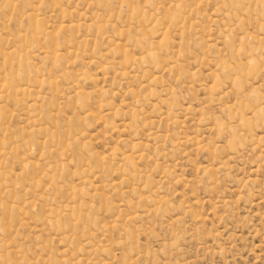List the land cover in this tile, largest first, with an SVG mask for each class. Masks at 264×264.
Masks as SVG:
<instances>
[{"label":"rangeland","instance_id":"obj_1","mask_svg":"<svg viewBox=\"0 0 264 264\" xmlns=\"http://www.w3.org/2000/svg\"><path fill=\"white\" fill-rule=\"evenodd\" d=\"M0 264H264V0H0Z\"/></svg>","mask_w":264,"mask_h":264},{"label":"bare ground","instance_id":"obj_2","mask_svg":"<svg viewBox=\"0 0 264 264\" xmlns=\"http://www.w3.org/2000/svg\"><path fill=\"white\" fill-rule=\"evenodd\" d=\"M13 67H14V66H13ZM23 69H24V68H23ZM23 69H22V70H23ZM21 77H22V76H21ZM28 85H29V84H28ZM7 192H8V191H7Z\"/></svg>","mask_w":264,"mask_h":264}]
</instances>
